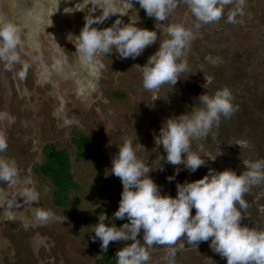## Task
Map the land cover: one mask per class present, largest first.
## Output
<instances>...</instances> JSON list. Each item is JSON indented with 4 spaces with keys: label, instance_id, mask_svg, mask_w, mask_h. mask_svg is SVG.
<instances>
[{
    "label": "rangeland",
    "instance_id": "obj_1",
    "mask_svg": "<svg viewBox=\"0 0 264 264\" xmlns=\"http://www.w3.org/2000/svg\"><path fill=\"white\" fill-rule=\"evenodd\" d=\"M81 2L13 0L9 4L5 20L19 28V43L15 61L0 56V147L12 157L15 175L3 182V188L16 197V203L3 214L0 208V264H105L106 255L115 263V252L130 241L110 242L103 252L100 241L90 237L101 212L106 224L119 228L127 223L112 218L121 182L104 175L125 140L133 142L140 159L157 167L149 176L161 195L172 197L177 183L200 179L209 168L240 174L246 171L244 161L264 159V0H230L219 20L208 24L197 21L177 0L176 8L157 25V42L134 60L118 59L114 50L86 59L76 50L84 15L93 7L89 3L79 11ZM132 3L111 0L125 11L119 17L123 23L153 30L154 19L135 0ZM95 6L103 5L96 0ZM65 8L73 12L66 13ZM100 12L95 9L92 15ZM117 15L92 27H109ZM169 24L182 25L194 34L182 57L187 70L175 85L147 91L135 65L143 66L167 38ZM224 87L231 91L237 110L228 119L221 117L213 129L214 139L209 135L191 143V150L205 164L190 173L183 165L160 160L163 149L154 137L162 122L192 106L200 107L196 98L201 93L211 95ZM79 140L88 142L85 151L76 144ZM48 150L65 156L61 184L42 171ZM170 176H174L171 181L166 179ZM242 199L247 207L241 212V225L264 230V182L249 186ZM37 210L51 212L52 218L38 221ZM141 237L142 232L137 236L142 243ZM181 244L185 246L180 248ZM170 248L177 249L174 260L167 256ZM147 250L148 264H226L210 250L209 242L196 247L178 240L172 246L153 244Z\"/></svg>",
    "mask_w": 264,
    "mask_h": 264
},
{
    "label": "clouds",
    "instance_id": "obj_2",
    "mask_svg": "<svg viewBox=\"0 0 264 264\" xmlns=\"http://www.w3.org/2000/svg\"><path fill=\"white\" fill-rule=\"evenodd\" d=\"M103 6L97 8L96 0H82L84 25L80 30L79 53L86 59L97 53L110 55L115 51L118 59H135L146 47L157 42V25L164 21L177 6V0H135L145 15L155 21L153 30L137 27L135 23H123L119 18L125 11L114 7L111 0H100ZM197 21L208 24L219 20L223 5L230 0H182ZM133 5L132 0H127ZM72 8H65L72 13ZM100 9V15L92 12ZM77 11V10H76ZM118 14V15H117ZM111 15H117L109 27L98 29L100 24ZM232 15L228 22H232ZM19 28L4 19H0V56L9 62L15 61V48L19 43ZM167 38L158 44L157 50L150 55L141 72L142 87L147 91L156 90L164 84L175 85L180 73L187 70L186 49L195 38L190 29L179 24L166 27ZM204 88V84L202 85ZM196 100L200 107H191L179 115L165 119L154 137L157 146L162 147L160 160L171 165H183L194 173L205 164L201 155L191 150L193 140L215 138L214 127H218L221 117L230 118L237 110L233 104L231 91L224 87L208 95L201 93ZM68 123V121H65ZM199 148V146H198ZM246 171L237 174L225 169L216 171L211 168L200 179L177 183L175 197L161 195L160 188L150 178L147 161L140 159L134 150L133 142L125 140L117 146L112 156L110 168L104 173L118 177L122 191L117 210L112 214L116 220H127L119 228L112 222L105 223L106 216L101 212L97 223L93 225V241L99 240V247L106 252L110 242L130 241L115 252V264H148V248L153 244L174 245L183 240L187 245L209 242L212 252L226 259V264H264V230H255L242 226L241 212L247 205L242 199L249 186L264 182V159L243 162ZM163 171V168L160 167ZM179 168L175 170L176 173ZM15 175L9 161H0V180L7 181ZM169 181L174 176L166 177ZM194 209V214H190ZM35 218L47 222L52 213L37 210ZM142 232V243L137 239ZM185 245L181 244L180 248ZM176 248H170L167 256L175 258ZM171 264V261L169 262Z\"/></svg>",
    "mask_w": 264,
    "mask_h": 264
},
{
    "label": "trees",
    "instance_id": "obj_3",
    "mask_svg": "<svg viewBox=\"0 0 264 264\" xmlns=\"http://www.w3.org/2000/svg\"><path fill=\"white\" fill-rule=\"evenodd\" d=\"M75 142L79 146V148L83 149L82 151L86 150L87 146L85 144L88 142H84L82 140ZM66 166V159L62 153L48 150L47 159L42 168V171L46 174H49L57 184H61L65 181L64 179L66 175ZM104 259L105 264H115L112 262L111 256L109 255H106Z\"/></svg>",
    "mask_w": 264,
    "mask_h": 264
},
{
    "label": "flooded vegetation",
    "instance_id": "obj_4",
    "mask_svg": "<svg viewBox=\"0 0 264 264\" xmlns=\"http://www.w3.org/2000/svg\"><path fill=\"white\" fill-rule=\"evenodd\" d=\"M12 1L13 0H0V19L5 20V18H7L9 14L8 9H10L11 7L9 6V4L11 5ZM11 160H12L11 154L6 150H1V147H0V161H9L10 166L13 167V163L11 162ZM3 182L4 180H0V208H1L2 214L5 210L9 211L16 203V197H14V195L11 194L10 191H6L3 188Z\"/></svg>",
    "mask_w": 264,
    "mask_h": 264
}]
</instances>
